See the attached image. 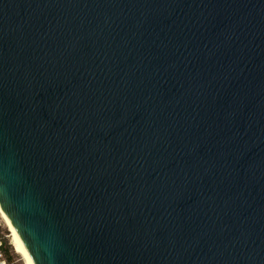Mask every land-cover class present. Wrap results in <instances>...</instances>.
I'll list each match as a JSON object with an SVG mask.
<instances>
[{
    "label": "water",
    "instance_id": "obj_1",
    "mask_svg": "<svg viewBox=\"0 0 264 264\" xmlns=\"http://www.w3.org/2000/svg\"><path fill=\"white\" fill-rule=\"evenodd\" d=\"M0 206L35 264H264V0H0Z\"/></svg>",
    "mask_w": 264,
    "mask_h": 264
},
{
    "label": "rangeland",
    "instance_id": "obj_2",
    "mask_svg": "<svg viewBox=\"0 0 264 264\" xmlns=\"http://www.w3.org/2000/svg\"><path fill=\"white\" fill-rule=\"evenodd\" d=\"M0 240L3 242V245L8 246L10 248V252L13 256V263L11 264H26L23 257L17 253L16 248L13 245V238L11 235V232L9 230V227L6 225L4 219L2 218V215L0 213Z\"/></svg>",
    "mask_w": 264,
    "mask_h": 264
},
{
    "label": "bare ground",
    "instance_id": "obj_3",
    "mask_svg": "<svg viewBox=\"0 0 264 264\" xmlns=\"http://www.w3.org/2000/svg\"><path fill=\"white\" fill-rule=\"evenodd\" d=\"M0 213L2 215V218L5 221L6 225L9 227V230H10L12 238H13L12 242H13L14 247L16 248L17 253H19L23 257L26 264H35L32 257L29 255L25 246L23 245V242L20 239L19 235L17 234L15 228L13 227V224L10 222V220L4 214L1 206H0Z\"/></svg>",
    "mask_w": 264,
    "mask_h": 264
},
{
    "label": "trees",
    "instance_id": "obj_4",
    "mask_svg": "<svg viewBox=\"0 0 264 264\" xmlns=\"http://www.w3.org/2000/svg\"><path fill=\"white\" fill-rule=\"evenodd\" d=\"M3 252L7 259L8 264L13 263L14 259H13L12 253L10 252V248L6 245L5 246L3 245Z\"/></svg>",
    "mask_w": 264,
    "mask_h": 264
},
{
    "label": "built area",
    "instance_id": "obj_5",
    "mask_svg": "<svg viewBox=\"0 0 264 264\" xmlns=\"http://www.w3.org/2000/svg\"><path fill=\"white\" fill-rule=\"evenodd\" d=\"M0 264H8L3 252V242L0 240Z\"/></svg>",
    "mask_w": 264,
    "mask_h": 264
}]
</instances>
